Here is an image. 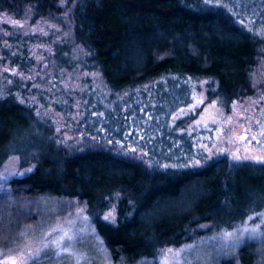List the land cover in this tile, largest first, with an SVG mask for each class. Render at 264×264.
<instances>
[{
    "label": "trees",
    "instance_id": "16d2710c",
    "mask_svg": "<svg viewBox=\"0 0 264 264\" xmlns=\"http://www.w3.org/2000/svg\"><path fill=\"white\" fill-rule=\"evenodd\" d=\"M3 15L31 24L60 23L67 15L75 43L88 53L87 64L113 93L143 88L161 100L165 85L178 84L179 93L188 94L190 82L198 78L210 79L214 94L227 105L256 93L253 78L264 59V37L223 5L203 0H0ZM1 89L0 132L8 138L0 141V167L11 154L19 155L25 168L33 163L8 181L10 199L84 202L113 260L156 258L164 247L225 231L264 210V162H232L223 156L192 166L187 156L194 150L173 158L167 141H84L69 148L54 141L35 110L19 101L18 80ZM25 125L44 132L45 141L32 147L31 141H16ZM205 154L201 150L195 156ZM112 202L118 209L114 224L103 219ZM30 215L0 202V240L16 233L17 226L28 228ZM246 251L241 249L239 264H253ZM230 259L222 257L218 264H232Z\"/></svg>",
    "mask_w": 264,
    "mask_h": 264
},
{
    "label": "rangeland",
    "instance_id": "374dc122",
    "mask_svg": "<svg viewBox=\"0 0 264 264\" xmlns=\"http://www.w3.org/2000/svg\"><path fill=\"white\" fill-rule=\"evenodd\" d=\"M203 1L227 7L241 24L264 37V0ZM0 39V85L18 80L19 101L35 110L58 144L75 148L84 141H167L173 158L191 147L194 155H186L191 156L187 159L192 166L223 156L232 162H264V59L253 78L256 93L231 105L220 102L215 84L202 78L190 82L188 94L179 93L178 84L165 85L164 97L156 100V94L143 88L111 92L101 73L87 64L88 53L75 43L67 15L60 23L39 20L34 24L0 16ZM35 128L25 125L16 141H31V147L45 141V133ZM7 138L0 132V141ZM201 150L206 153L202 159L195 156ZM35 154L28 155L30 160ZM31 167L33 163L23 167L17 154L0 167V202L31 214L28 228L17 226L8 238L1 227V264L12 260L16 264H218L222 257L239 264L243 247L248 249L246 255H252L253 264H264V210L225 231L164 247L156 258L131 262L119 256L113 260L84 202L52 197L24 203L10 199L8 181ZM103 219L117 222L116 203L104 211Z\"/></svg>",
    "mask_w": 264,
    "mask_h": 264
},
{
    "label": "snow or ice",
    "instance_id": "6c2138e0",
    "mask_svg": "<svg viewBox=\"0 0 264 264\" xmlns=\"http://www.w3.org/2000/svg\"><path fill=\"white\" fill-rule=\"evenodd\" d=\"M11 264H16V261L15 260H12Z\"/></svg>",
    "mask_w": 264,
    "mask_h": 264
},
{
    "label": "water",
    "instance_id": "95a60500",
    "mask_svg": "<svg viewBox=\"0 0 264 264\" xmlns=\"http://www.w3.org/2000/svg\"><path fill=\"white\" fill-rule=\"evenodd\" d=\"M0 264H1V262H0Z\"/></svg>",
    "mask_w": 264,
    "mask_h": 264
}]
</instances>
